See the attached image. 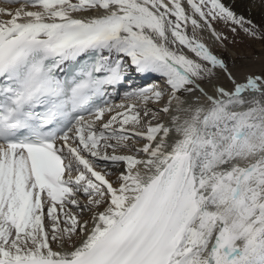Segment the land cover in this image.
Masks as SVG:
<instances>
[{
	"label": "snow or ice",
	"instance_id": "snow-or-ice-1",
	"mask_svg": "<svg viewBox=\"0 0 264 264\" xmlns=\"http://www.w3.org/2000/svg\"><path fill=\"white\" fill-rule=\"evenodd\" d=\"M0 3V264H264V72L213 51L257 25L223 0Z\"/></svg>",
	"mask_w": 264,
	"mask_h": 264
},
{
	"label": "bare ground",
	"instance_id": "bare-ground-1",
	"mask_svg": "<svg viewBox=\"0 0 264 264\" xmlns=\"http://www.w3.org/2000/svg\"><path fill=\"white\" fill-rule=\"evenodd\" d=\"M223 1L230 5L236 13L244 16L248 20H251L259 28L264 29V0ZM0 6L10 7L9 5L3 3H0ZM206 42L212 44L211 40L206 39ZM244 50H246L245 53L247 54H244L243 49L237 50L228 46L227 50L224 51L213 45V51L223 54L229 58V60H234L235 66L230 63V68L234 74H236L238 79H242L247 73L259 74L264 72V41L251 42L250 49L245 48ZM153 77H156L155 81L158 80L157 76L153 75ZM220 83L226 84V81L222 79ZM123 99L124 95L122 99L116 103H120Z\"/></svg>",
	"mask_w": 264,
	"mask_h": 264
},
{
	"label": "rangeland",
	"instance_id": "rangeland-1",
	"mask_svg": "<svg viewBox=\"0 0 264 264\" xmlns=\"http://www.w3.org/2000/svg\"><path fill=\"white\" fill-rule=\"evenodd\" d=\"M224 2V1H223ZM226 4V6L231 7L230 5H228L226 2H224ZM232 8V7H231ZM233 10V9H232ZM234 11V10H233ZM235 12V11H234ZM238 14V13H237ZM239 15V14H238ZM256 25V24H255ZM218 30L224 31L228 36H229V40L230 41H235V43H229L228 46L231 47L232 49H243L244 54L246 50H244L245 48L250 49L251 46V42H255V41H264V38H260V39H252L249 38L248 36H246L243 32H239L238 35L233 36L230 32L227 31V29H223L221 26H217ZM260 32L262 34H264V29L259 28ZM250 45V46H249Z\"/></svg>",
	"mask_w": 264,
	"mask_h": 264
}]
</instances>
